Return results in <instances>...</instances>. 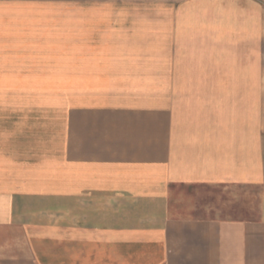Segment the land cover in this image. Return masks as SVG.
Returning <instances> with one entry per match:
<instances>
[{"label":"crops","instance_id":"1","mask_svg":"<svg viewBox=\"0 0 264 264\" xmlns=\"http://www.w3.org/2000/svg\"><path fill=\"white\" fill-rule=\"evenodd\" d=\"M6 87L31 123L1 135L0 264H264V194L175 205L264 190V0H0Z\"/></svg>","mask_w":264,"mask_h":264},{"label":"rangeland","instance_id":"2","mask_svg":"<svg viewBox=\"0 0 264 264\" xmlns=\"http://www.w3.org/2000/svg\"><path fill=\"white\" fill-rule=\"evenodd\" d=\"M72 10H58V20L64 19L71 20ZM92 9L85 8L82 9V16L92 15L95 16V13L90 11ZM42 10L32 9V10H19L15 9L12 12H30L31 17L34 21H41L42 19L50 20V17L41 16ZM64 17V18H63ZM2 84H8L2 83ZM19 93V90H16ZM67 91V90H66ZM71 91V90H69ZM11 94H15V91L10 90L8 87L5 89H0V145H5L4 140H7V137L1 135H7V130L20 129L23 128L25 124L31 123L24 120L23 105H11L8 103V97ZM35 120V116L30 117V121ZM3 133V134H2ZM7 148V147H6ZM181 191V192H180ZM176 202L177 213L185 214L192 211L195 217H207V218H232L230 212L232 209H235L238 213L241 211L250 212L251 214L256 213V208L261 200L264 190L257 187L256 189H251L249 194L246 191L233 190L231 188L225 187H179L176 191ZM183 195H187L191 201L183 200ZM250 197V198H249ZM235 207V208H234ZM187 215V214H185ZM236 217L242 218L241 214H238ZM250 217V216H246ZM252 217V216H251Z\"/></svg>","mask_w":264,"mask_h":264}]
</instances>
